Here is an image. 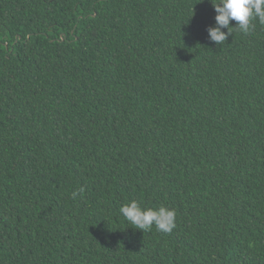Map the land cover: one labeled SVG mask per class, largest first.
Here are the masks:
<instances>
[{
    "label": "trees",
    "instance_id": "16d2710c",
    "mask_svg": "<svg viewBox=\"0 0 264 264\" xmlns=\"http://www.w3.org/2000/svg\"><path fill=\"white\" fill-rule=\"evenodd\" d=\"M216 15L0 0V264H264V25L217 46Z\"/></svg>",
    "mask_w": 264,
    "mask_h": 264
},
{
    "label": "clouds",
    "instance_id": "9594fccd",
    "mask_svg": "<svg viewBox=\"0 0 264 264\" xmlns=\"http://www.w3.org/2000/svg\"><path fill=\"white\" fill-rule=\"evenodd\" d=\"M212 6L217 13L215 25L207 29L208 38L211 43L218 45L226 42L232 35L233 29H239L244 34L250 33L255 25L253 20H258L264 25V0H218ZM236 22V27L231 26V22ZM227 29V32L224 31ZM84 189L73 193V198L83 193ZM120 213L124 218L141 232L149 231L153 227L163 233H171L176 227L175 210L161 206L158 209H144L136 201L124 204L120 208ZM3 211H0L2 218ZM1 230V229H0Z\"/></svg>",
    "mask_w": 264,
    "mask_h": 264
}]
</instances>
